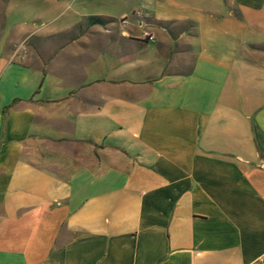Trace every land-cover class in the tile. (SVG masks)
<instances>
[{
  "label": "crops",
  "instance_id": "1",
  "mask_svg": "<svg viewBox=\"0 0 264 264\" xmlns=\"http://www.w3.org/2000/svg\"><path fill=\"white\" fill-rule=\"evenodd\" d=\"M2 6L0 264H264V0Z\"/></svg>",
  "mask_w": 264,
  "mask_h": 264
},
{
  "label": "rangeland",
  "instance_id": "2",
  "mask_svg": "<svg viewBox=\"0 0 264 264\" xmlns=\"http://www.w3.org/2000/svg\"><path fill=\"white\" fill-rule=\"evenodd\" d=\"M4 0H0V23H1V20H2V10H3V4ZM236 9H234V12H235ZM22 16H24L21 12H12L11 13V19H10V23H12L13 21H16L17 19H20ZM128 19V21H126ZM127 22L130 24H134V25H137V27L139 28V31H135L132 33L136 34V35H139L141 34V37L143 39H146V40H150L153 38V35L152 33H150L148 27L154 25V24H157L158 22L155 21L151 15L149 14H146V13H137V14H134L132 16H130L129 18H124V19H115V20H112V21H108L107 24H112V28H115L117 27L118 25H122V24H127ZM1 25V24H0ZM2 31L3 29H1L0 31V38L2 37ZM70 35L74 34L73 32H70L69 33ZM51 36H47V38H50ZM67 37V36H65Z\"/></svg>",
  "mask_w": 264,
  "mask_h": 264
},
{
  "label": "trees",
  "instance_id": "3",
  "mask_svg": "<svg viewBox=\"0 0 264 264\" xmlns=\"http://www.w3.org/2000/svg\"><path fill=\"white\" fill-rule=\"evenodd\" d=\"M114 20L113 18H104L101 16H87L85 19V23L86 25H93V24H100V25H104L105 23H107L108 21H112ZM8 106L5 107V109Z\"/></svg>",
  "mask_w": 264,
  "mask_h": 264
}]
</instances>
